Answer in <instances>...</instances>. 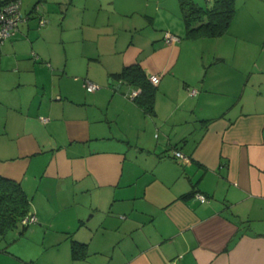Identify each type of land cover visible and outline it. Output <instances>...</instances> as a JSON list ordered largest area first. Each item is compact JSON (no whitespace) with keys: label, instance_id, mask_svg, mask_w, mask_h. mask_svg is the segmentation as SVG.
Returning a JSON list of instances; mask_svg holds the SVG:
<instances>
[{"label":"crops","instance_id":"obj_1","mask_svg":"<svg viewBox=\"0 0 264 264\" xmlns=\"http://www.w3.org/2000/svg\"><path fill=\"white\" fill-rule=\"evenodd\" d=\"M63 2L21 0L0 45V176L37 218L0 264H264V0L198 38L179 0H66L83 47L59 61L39 20Z\"/></svg>","mask_w":264,"mask_h":264},{"label":"trees","instance_id":"obj_2","mask_svg":"<svg viewBox=\"0 0 264 264\" xmlns=\"http://www.w3.org/2000/svg\"><path fill=\"white\" fill-rule=\"evenodd\" d=\"M179 4L185 35L191 38L225 33L234 12V0H212L211 4L204 6L199 5L195 0H179ZM121 75L139 82L146 81L138 65L123 69ZM28 211L29 200L20 183L0 176V235L4 236L21 225V219L28 214ZM84 248L85 244L72 241L73 257L81 255L78 254V250Z\"/></svg>","mask_w":264,"mask_h":264},{"label":"rangeland","instance_id":"obj_3","mask_svg":"<svg viewBox=\"0 0 264 264\" xmlns=\"http://www.w3.org/2000/svg\"><path fill=\"white\" fill-rule=\"evenodd\" d=\"M65 1L66 0H64L62 4L53 6L52 16L46 15L47 19L45 20L50 22L45 28L50 29L45 32V37L41 40L42 42L39 41L41 48L45 52L52 51V53L56 54L59 61L64 60L67 53H70L71 51L77 52V50L79 51L83 47L80 26L75 24L76 9L69 6ZM243 62V65L247 64L246 61L243 60ZM14 232H16V235ZM26 232L27 229L23 230L22 226L18 225V227L10 233L7 239L8 241L15 239L18 240L21 237H26ZM35 252H37V250H34V253Z\"/></svg>","mask_w":264,"mask_h":264},{"label":"built area","instance_id":"obj_4","mask_svg":"<svg viewBox=\"0 0 264 264\" xmlns=\"http://www.w3.org/2000/svg\"><path fill=\"white\" fill-rule=\"evenodd\" d=\"M24 16L21 12V0H0V45L1 43L15 33L18 28L19 23L23 20ZM47 21L45 19H40L39 24L44 25ZM178 40L177 36L173 34L166 33L165 34V41L172 42ZM149 80L156 84L159 81L158 75H151ZM97 88V86L91 82H86V89L88 91H93ZM137 90H133L131 96H135L137 94ZM191 92H195V90H191ZM174 155L176 157H181L186 159L187 157L182 154L180 151H175ZM195 198L200 201H206L207 197L205 194L201 192L194 193ZM36 216L32 213H28L21 219V223L23 225H27L31 222L36 221Z\"/></svg>","mask_w":264,"mask_h":264}]
</instances>
